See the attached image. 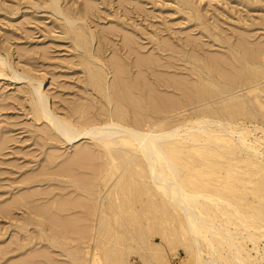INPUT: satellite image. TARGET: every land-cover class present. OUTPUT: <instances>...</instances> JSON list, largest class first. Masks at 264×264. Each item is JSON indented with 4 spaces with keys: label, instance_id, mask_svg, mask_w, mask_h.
I'll return each instance as SVG.
<instances>
[{
    "label": "rangeland",
    "instance_id": "rangeland-1",
    "mask_svg": "<svg viewBox=\"0 0 264 264\" xmlns=\"http://www.w3.org/2000/svg\"><path fill=\"white\" fill-rule=\"evenodd\" d=\"M78 28L91 37L87 45L77 39ZM98 70L104 93L114 97L109 105L91 81V71ZM196 91H201L200 97ZM42 99L47 112L79 127L98 125L122 108L134 128L173 129L193 124L203 113L216 115L211 116L215 119L226 117L240 105H246L252 116L240 117L236 126L263 127L264 0H0V264H91L90 239L98 224L102 230L95 236L101 238L102 233L101 244L107 245H101L103 253L115 240L120 243L126 238L120 232L149 230L140 235L144 239L156 233L148 239L158 252L162 247L159 264H193L183 245L173 250L166 244L163 230L172 227L162 215L163 219L158 214L159 219L155 214L152 220V215L148 217L155 212L149 211L152 203L146 205L148 214L143 210L139 202L150 201L147 195L144 199L146 188L141 185V199L134 194L136 184L132 185L136 191L131 186L124 190L133 198H121L130 203L139 198L134 204H121L132 205L136 217L146 213L145 218L141 214L135 218L140 224L134 218L133 224L129 222V208L117 205L116 210L111 197L113 209L119 213L127 209L128 215L124 217L123 210L124 218H114L110 209L108 216L128 220L129 226L142 225L139 230L126 226L124 231L119 225L123 231L116 233L118 222L111 219L116 223L110 226L108 217L102 225L106 217L95 214L96 206L103 201L109 208V200L104 199L118 178L106 186L109 161L95 142L61 144L48 122L37 120L35 110ZM245 182L249 189L254 187L253 182ZM90 193L93 198L100 195L91 200L93 204ZM248 199L255 200L250 194ZM164 209L161 214H168L170 210ZM91 212L102 216L103 222ZM153 220L166 221L167 229L165 223ZM104 226L105 232H113L109 237L103 234ZM101 253V263L108 264ZM129 259L131 264H142L136 256Z\"/></svg>",
    "mask_w": 264,
    "mask_h": 264
},
{
    "label": "bare ground",
    "instance_id": "bare-ground-1",
    "mask_svg": "<svg viewBox=\"0 0 264 264\" xmlns=\"http://www.w3.org/2000/svg\"><path fill=\"white\" fill-rule=\"evenodd\" d=\"M76 34L77 39H81L85 45L92 41L89 40L91 37L81 28L76 30ZM206 69L208 74H210V70L207 67ZM92 71L91 76H93L91 81L93 80L94 82V88L102 94V92L104 93L105 91V86L101 71L99 72L98 70V72L94 74H92ZM257 76L259 77V75ZM234 79L237 80L236 78ZM240 79L243 81L242 77ZM235 80L234 83L237 84ZM241 80L238 79L239 84ZM245 82L243 81L242 83ZM39 88L40 84L37 88H34V90L38 92ZM198 92L199 91H196V93ZM199 93L195 95H199ZM208 93H210V91H208ZM102 95L104 98L105 96L106 98L108 97L105 93ZM205 95L208 96V94ZM200 96L201 95H199V97ZM113 98L114 97L111 99ZM111 99L107 98V104L108 101L109 104H111L112 101L114 102V100L111 101ZM250 100H252V98ZM46 106L45 100H40L35 110L37 120L47 121L50 128L60 139L61 144L71 145L82 139H90L95 142L97 147H99L100 150L102 149V152L104 151V156L109 161V170L107 171L106 168L107 174H105L108 177V179L106 178V186L110 184L109 182H111L115 176L118 178V180L112 181V190H110L109 193L107 192L108 195L106 199H104L107 201L109 200V208L107 204L101 203L103 201H98V204L96 201L94 202L98 205L96 206L97 212L95 214H103V217H106L104 220L99 214L97 216L93 214L94 212H91L97 217L96 221L103 219L104 222L103 220L101 222L99 220V223L103 222L102 225H106L105 221H107L108 216L112 215L113 217H119V215H121V217H123L122 212L123 210L125 211V209L123 208L122 212L119 213L116 211V207L118 208V206H125L131 211L132 205L128 204H134L139 201V198L137 197V201L135 200V202L132 200L133 203H130V201H128L129 199L126 201L124 199L123 201L125 202H123L121 198L130 195V193L126 195L124 190H129V186H131L134 191L138 189L134 194L137 193V196H139L141 194L139 185H141L143 188H146L144 190H146L145 192L147 194L142 192L144 199H149L148 201H150L147 202V204L142 200V202H139L143 203V210L145 211L148 208L146 205L149 206L151 203L155 205L153 200L157 202V205L153 206L151 204V207L149 206V209L151 208L152 210L148 209L149 211H155L157 213L154 212L152 214V212H150L148 217L152 215V218H150L152 220L153 215L155 214L156 216V214H158L161 219L164 218L163 220L166 219V221L169 222L172 228H168L166 231L163 230V237L165 241H167L166 244H169H167L169 248H174L173 250L176 249L175 247L183 245L185 253L193 260V264H264V126L255 125L253 130H250L249 127L239 128L235 125L240 117L252 116V113L245 109L246 105H243L244 109L242 110L238 109L243 108L241 105L237 108L235 107V111L233 108V111L227 112V116L223 118L218 117V119H215L213 117H216V115L214 116L211 114L210 115L213 117L210 116V118L207 116L208 114L203 113L205 116L201 114L203 117L200 115L201 117H199L196 122L193 124L188 122L189 125L187 126L175 128L176 125L173 129L171 128L172 126H169L171 128L169 129V127H165L162 124L165 129L168 128L169 130L162 129V127H154L156 130L150 129L152 126H149V128H147L148 130L134 128V126L132 127L128 124V112L126 110L123 111L122 108L115 111V113L117 112L116 116L113 117L111 115L110 119H106L98 125L79 127L65 118L63 119L54 116L51 112H47ZM156 124L159 126L161 125V123ZM157 128L159 130H157ZM258 133H261V136H258ZM105 157L103 158L105 159ZM244 175L247 176V178H244ZM106 176H104V179ZM245 179L248 182H253L254 187L249 189ZM135 184L138 186L137 189L135 186V188L132 186ZM131 190L129 192L132 194L133 190ZM141 190H143L142 187ZM120 191H122V194L124 193L123 197L120 196ZM95 193H97V191H95ZM248 194L252 195L255 200L252 201L248 199ZM145 195L148 196V199L145 198ZM91 196L90 201L95 198V200H98L100 197V195L95 198L92 196L93 199H91ZM110 197L113 200L112 202L116 204V206L113 204L116 210L112 207V202L109 199ZM121 201L125 204L128 203L127 205L129 207L126 205L123 206ZM92 206L93 208H91V210L93 209L96 211L94 205ZM134 206L136 207V205ZM164 208L170 210L168 214H164V212L161 214ZM110 209H113L111 215H109V211H112ZM148 210H146L147 214L149 212ZM126 211L124 217H126ZM130 211L129 214L132 213L133 215V212L135 214L133 217H131L132 215L128 216L129 222L132 223L130 220H132V218H138L142 212L140 214L137 213L139 216L137 215L136 217V212L131 211L130 213ZM144 211L141 216L145 218L146 215L144 214L146 213H144ZM87 216L88 215H86V217ZM113 217L111 219L118 222L116 226L118 225L117 227H120V229L116 227L118 230H114L115 227H110L111 230L113 229L115 232L117 231L116 233H119L120 230L123 231L121 226H119L122 225L124 229H126L124 231H128V228H125L129 226L127 225L128 220L120 219L117 221L113 219ZM91 218L93 219V217ZM108 218L110 219V217ZM92 219L89 217L90 221ZM150 219H148L149 222H151ZM93 220L95 221V218ZM112 220L110 226L116 223L112 222ZM94 221L92 223H94ZM136 221H139V224L141 222V220ZM136 221L135 226H137ZM157 221L162 225L165 223V226L163 225L165 228L168 226L166 221H164V223L159 220L154 222L157 223ZM30 223L26 225H30ZM132 224H130V226H133ZM161 224L158 223V227L159 225L161 227ZM100 225L101 224H98L99 228H95V234L91 232L94 238L90 239L93 236L89 238L94 245L90 258L91 264L101 263L100 251L102 252V258L103 255L105 257L104 262L108 264H131L129 258L135 256L142 264H159L163 257H161L162 254L160 255L159 253L160 251L163 252V250H161L162 247H160V249L157 246L160 250L158 252V249L154 248L155 245L153 244L154 246H152V243L148 239L151 235L150 233L148 237H146L148 241L145 240L146 235H144V239L141 237L147 231L149 232L147 228H145L147 231H144V233L141 230L143 234L140 235L141 231L137 234L134 230L140 228L142 225H139L138 228L133 226L136 229L131 231L136 232L135 234L140 236L139 238H136L133 232H120L119 234L121 236L126 237L125 239L119 238L122 239L120 243H117L118 240H115L118 236L115 235L117 238L114 239L112 235L116 243L114 244V242H112V251L110 252L111 249L109 246L110 250L106 251V253L104 251V254L102 249L105 247L100 248L105 242L102 239L104 236H102V233L101 238L95 236L96 233L101 232L99 231ZM107 225L109 227L108 223ZM152 225L150 223V226ZM105 227L106 226H104L103 229ZM133 227H131V229H133ZM93 229L94 228H92V230ZM107 229L105 228L103 234ZM151 229L150 232H156L157 228ZM112 233L113 232L109 231L105 232L104 235H108L106 237H109ZM130 233L132 235L129 236L128 234ZM154 234L156 233H153V237L150 236L152 239L154 238ZM97 235H99V233ZM128 236L131 238H128ZM163 237L161 239H163ZM98 240H100V242H98ZM101 240L103 241L102 244ZM108 241H110L109 238ZM108 241L106 240V243ZM122 242H124V244ZM108 244H111V242ZM122 244L124 246H122ZM104 245L107 246L106 244H103V246ZM262 245L263 251L260 252V247ZM113 246H120L122 249L116 248V251ZM88 248L89 246L87 250ZM83 251L85 250L80 252L82 253ZM108 252L109 254H107ZM111 253L112 255H110ZM81 262L84 263L82 259ZM86 262L87 261H85V263Z\"/></svg>",
    "mask_w": 264,
    "mask_h": 264
}]
</instances>
